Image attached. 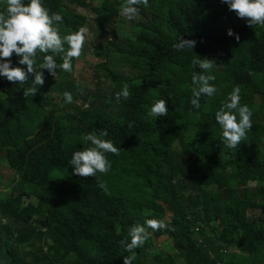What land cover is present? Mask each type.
<instances>
[{
    "label": "trees",
    "instance_id": "trees-1",
    "mask_svg": "<svg viewBox=\"0 0 264 264\" xmlns=\"http://www.w3.org/2000/svg\"><path fill=\"white\" fill-rule=\"evenodd\" d=\"M43 4L62 15L56 25L62 37L88 23L87 0ZM125 4L100 0L97 12L116 24L125 19ZM222 5H136L135 36L97 45L95 55L107 50L122 62L118 69L97 65L103 75L94 72L95 87L82 82L79 57L72 58L71 72L57 69L54 77L41 69L45 83L34 95H24L34 73L15 84L0 77V151L9 173L0 165V184L3 177L11 183L0 195V264H124L133 253V264H264V24L226 22ZM0 14L6 15V0H0ZM43 55H37V70ZM62 55L54 54L58 63ZM203 58L215 62L207 71L217 92L202 95L196 109L192 77L205 70L193 61ZM11 59L26 69L15 53ZM125 86L130 95L118 100ZM237 87L241 104L252 111V127L238 148H230L215 114ZM65 91L73 102L64 101ZM158 99L167 100L169 112L156 119L150 109ZM103 130L108 135L100 138L119 148L106 153L109 171L74 174L73 152L91 146L84 135ZM147 219L166 227L147 228L144 242L126 250L121 241L130 242L131 228ZM152 234L169 235L174 251L153 250Z\"/></svg>",
    "mask_w": 264,
    "mask_h": 264
},
{
    "label": "clouds",
    "instance_id": "clouds-1",
    "mask_svg": "<svg viewBox=\"0 0 264 264\" xmlns=\"http://www.w3.org/2000/svg\"><path fill=\"white\" fill-rule=\"evenodd\" d=\"M230 10H235L241 18H250L247 23L250 26L264 24V0H223ZM148 6L149 0H126L122 6V12L129 19L134 18L137 11L136 5ZM63 17L59 12L50 14L44 6L43 0H6V15L0 14V77L6 78L13 84L24 82L29 73H34L31 85L24 89V95L30 93L34 95L37 86L45 83V75L41 69H47L52 76L57 75V69L66 72L73 70L72 58L79 57L86 40L84 28L61 36L57 22H62ZM228 35L234 34L232 29L228 30ZM191 47L194 41H188ZM67 45V47L65 46ZM179 46V45H178ZM18 57L19 65H26V69L20 66H13L11 57L13 54ZM38 53H44L41 57L42 63L39 70L35 67ZM53 53V54H49ZM62 53V62L58 63L54 54ZM193 63L205 71L193 75L192 82L193 96L191 105L198 109L200 107V97L205 95L212 97L217 88L210 81L215 80V76L207 71L213 67L214 61L203 58L194 60ZM130 95L128 87L116 93V98H127ZM66 103L73 102V95L69 91L63 93ZM240 89L234 88L229 93L228 100L215 114V119L222 128L223 142L230 148H238L246 136L248 129L252 127V111L246 104H241ZM156 119L167 116L169 110L166 99H158L150 109ZM238 114V116H237ZM107 130H103L99 135L88 132L84 135V140L90 142L89 147L83 150L74 151L69 163L73 166V173L80 176L96 177L97 173H107L111 167L106 153H118L119 148L108 139ZM100 187L108 192L107 183L100 182ZM145 225L147 227H145ZM166 227L165 222L159 219H147L144 225H135L131 228V240L121 241L126 250L132 251L138 248L149 235L147 228L160 229ZM134 253L131 257H123L124 264H133Z\"/></svg>",
    "mask_w": 264,
    "mask_h": 264
},
{
    "label": "rangeland",
    "instance_id": "rangeland-1",
    "mask_svg": "<svg viewBox=\"0 0 264 264\" xmlns=\"http://www.w3.org/2000/svg\"><path fill=\"white\" fill-rule=\"evenodd\" d=\"M88 7L84 12L88 14V23L83 28L86 32V40L84 43V46L82 48L81 55L79 56L80 60L78 63V66L81 69V72L83 73L82 76V82L88 85L89 87H95L96 84V77L94 76V72L97 70L96 66L100 64H107V66H110L111 68H116V63H121V59H117L116 57H112L107 53V50L101 51L100 56L95 55V51L97 48V45L101 40H108L113 36L116 35H131L135 36V32L132 30V20L128 17H123L121 22L116 24H110L104 14H99L98 6H100V0H87ZM92 3V6L90 5ZM223 8V19L226 22H243L246 18H241L237 15L235 10H230L228 5H222L220 9ZM213 25H217L216 21H213ZM104 45H102L103 48ZM120 68L123 70H126L127 72H131L132 70L127 67ZM99 74L102 76V71H99ZM103 81V78L101 79ZM5 150L0 151V165L2 166V170L5 173H8V169L6 167L7 165V158L5 159ZM9 174V173H8ZM11 183L8 184L7 178H2V184H0V195L6 194L10 192ZM252 186V185H251ZM209 187L216 188V185H211ZM167 210V209H166ZM167 214L170 215V212L167 211ZM256 215H260V212H255ZM264 218V214H261ZM151 243H152V249L157 250L158 248H165L171 251H174V247L172 245V238L169 235H165L162 237L157 238L152 234L151 236Z\"/></svg>",
    "mask_w": 264,
    "mask_h": 264
}]
</instances>
